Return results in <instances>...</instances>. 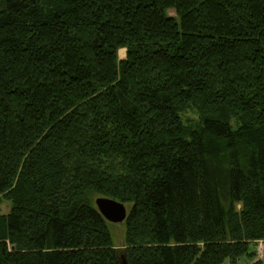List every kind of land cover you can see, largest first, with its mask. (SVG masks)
Segmentation results:
<instances>
[{
    "label": "trees",
    "instance_id": "1",
    "mask_svg": "<svg viewBox=\"0 0 264 264\" xmlns=\"http://www.w3.org/2000/svg\"><path fill=\"white\" fill-rule=\"evenodd\" d=\"M93 195L130 206L121 250ZM3 201L0 264L248 254L264 241V0H0Z\"/></svg>",
    "mask_w": 264,
    "mask_h": 264
},
{
    "label": "rangeland",
    "instance_id": "2",
    "mask_svg": "<svg viewBox=\"0 0 264 264\" xmlns=\"http://www.w3.org/2000/svg\"><path fill=\"white\" fill-rule=\"evenodd\" d=\"M169 15L174 16L173 10L168 11ZM122 50V51H121ZM125 50H118V59H124ZM182 119L186 122L187 120H197L196 113L193 110H188L184 114L181 115ZM102 196V195H101ZM99 195H93V199L95 200L97 197H101ZM1 213L7 214L11 209L10 203L3 201L0 205ZM130 206L126 204V209L129 210ZM108 230L110 232V236L112 238V244L114 248L120 249L124 245L125 241V232L126 226H124V222L122 223H111L107 222ZM245 256L238 259L235 263L232 264H264V241L258 240L254 241L249 245V250ZM223 264H231L229 261H225Z\"/></svg>",
    "mask_w": 264,
    "mask_h": 264
},
{
    "label": "water",
    "instance_id": "3",
    "mask_svg": "<svg viewBox=\"0 0 264 264\" xmlns=\"http://www.w3.org/2000/svg\"><path fill=\"white\" fill-rule=\"evenodd\" d=\"M94 204L107 222L122 223L127 217L126 205L105 196L97 197Z\"/></svg>",
    "mask_w": 264,
    "mask_h": 264
},
{
    "label": "bare ground",
    "instance_id": "4",
    "mask_svg": "<svg viewBox=\"0 0 264 264\" xmlns=\"http://www.w3.org/2000/svg\"><path fill=\"white\" fill-rule=\"evenodd\" d=\"M122 51V50H121Z\"/></svg>",
    "mask_w": 264,
    "mask_h": 264
}]
</instances>
